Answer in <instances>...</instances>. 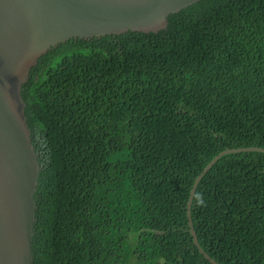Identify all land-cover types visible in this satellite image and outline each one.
<instances>
[{
  "label": "trees",
  "instance_id": "obj_1",
  "mask_svg": "<svg viewBox=\"0 0 264 264\" xmlns=\"http://www.w3.org/2000/svg\"><path fill=\"white\" fill-rule=\"evenodd\" d=\"M39 165L31 264H264V0L71 38L21 86ZM197 194L203 206H198Z\"/></svg>",
  "mask_w": 264,
  "mask_h": 264
},
{
  "label": "water",
  "instance_id": "obj_2",
  "mask_svg": "<svg viewBox=\"0 0 264 264\" xmlns=\"http://www.w3.org/2000/svg\"><path fill=\"white\" fill-rule=\"evenodd\" d=\"M200 0H0V264H31L35 224L34 193L39 165L20 95L29 71L49 49L74 38L132 31L157 33L170 14ZM264 149L224 150L205 167L190 191L222 156ZM204 257L211 264L213 260Z\"/></svg>",
  "mask_w": 264,
  "mask_h": 264
},
{
  "label": "clouds",
  "instance_id": "obj_3",
  "mask_svg": "<svg viewBox=\"0 0 264 264\" xmlns=\"http://www.w3.org/2000/svg\"><path fill=\"white\" fill-rule=\"evenodd\" d=\"M241 149H244V148H241ZM231 150H233V149H231ZM213 159H214V158H213ZM213 159H212V160H213ZM212 160H211V161H212ZM211 161H210V162H211ZM218 161H219V160H218ZM210 162H209V163H210ZM209 163H208V164H209ZM216 163H217V162H216ZM214 164H215V163H214ZM214 164H213V165H214ZM213 165H212V167H213ZM212 167H211V168H212ZM211 168H210V169H211ZM204 169H205V167L202 169V171H203ZM210 169H209V170H210ZM209 170H208V171H209ZM202 171H201V172H202ZM208 171H207V172H208ZM205 174H206V173H205ZM199 175H200V174H199ZM196 201H197L198 206H203V199H202V195H201V194H197V196H196Z\"/></svg>",
  "mask_w": 264,
  "mask_h": 264
}]
</instances>
